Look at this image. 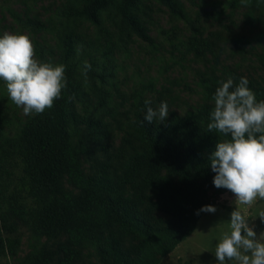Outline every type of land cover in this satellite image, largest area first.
<instances>
[{
    "label": "trees",
    "instance_id": "obj_1",
    "mask_svg": "<svg viewBox=\"0 0 264 264\" xmlns=\"http://www.w3.org/2000/svg\"><path fill=\"white\" fill-rule=\"evenodd\" d=\"M157 1L190 29L185 39L178 28L160 32L173 50L195 58L213 52L199 17L190 19L177 0ZM143 2L75 0L47 24L11 13L20 31L40 36L33 40L35 58L66 66V87L51 109L29 116L18 134L6 136L0 123V264L17 255L22 230L46 242L18 264H80L87 248L104 264H159L193 234L202 214L197 210L216 205L214 199L205 202V191L214 189L218 196L222 189L213 185L215 173L202 155L223 138L207 129L213 104L163 125L140 117V148L119 171L96 158L108 135L105 118L112 109L106 86L115 75V55L135 38L152 41L151 8ZM260 34L264 39V29ZM225 39L240 51L249 41L237 33ZM85 61L91 65L86 76ZM216 85L215 79L201 84L207 100L214 102ZM254 92L264 100V89ZM85 159L96 175L86 174ZM147 197H153L154 209L172 216L168 226L154 228L136 214ZM130 233L140 239L136 246H126Z\"/></svg>",
    "mask_w": 264,
    "mask_h": 264
},
{
    "label": "rangeland",
    "instance_id": "obj_2",
    "mask_svg": "<svg viewBox=\"0 0 264 264\" xmlns=\"http://www.w3.org/2000/svg\"><path fill=\"white\" fill-rule=\"evenodd\" d=\"M75 0H0V35L4 32L22 33L33 40L40 36H31L27 31H20L11 17L15 13L20 17L35 18L47 24L55 20L57 11L66 3ZM188 17L192 20L200 18L203 36L212 42V53L203 58H195L192 54L182 55L175 51L160 35L162 30L178 28L185 39L190 35L188 25L174 17L170 11L157 0H144L151 8L149 12V36L151 42L135 38L121 48L115 55V75L106 88L110 92L109 107L112 112L105 118L108 135L98 147L96 158L111 169L120 170L121 163L135 150H139V132L137 120L146 115L145 100H151V107L156 110L163 101L168 105V116L163 122L153 119L155 125L194 112L202 104L214 102L204 96L201 84L204 81H220L232 78L234 84L241 77L247 78L248 87L255 90L264 89V13L260 4L264 0H177ZM212 14L217 18L205 17ZM228 33L246 35L248 44L240 51L235 44L225 38ZM51 43L53 39L48 34ZM210 83V82H209ZM255 93V92H254ZM257 101L261 98L257 97ZM33 115V114H32ZM22 107H17L9 98L5 82L0 80V123L6 136L18 134L27 118ZM209 152L202 151L204 158ZM83 169L87 175H96L89 160L83 161ZM221 194L214 196V189L206 190L205 202L216 201L215 213L202 212L193 234L180 243L172 253L160 259L159 264H218L215 257V246L222 232L227 230V222L231 211L223 206L238 207L248 217L246 223L254 225L259 235L264 231V223L258 214L264 211V200L257 197L251 206L239 205L234 194L221 188ZM151 196V194H149ZM152 197L142 198V204L135 208L136 214L154 228L169 225L172 216L153 208ZM20 248L14 257L3 259L2 264H18L20 260L33 250L39 249L45 238H34L22 230ZM243 234V233H242ZM140 239L130 233L126 246H136ZM54 241L49 242L52 245ZM80 264H104L91 248L82 251ZM112 264V263H111Z\"/></svg>",
    "mask_w": 264,
    "mask_h": 264
},
{
    "label": "clouds",
    "instance_id": "obj_3",
    "mask_svg": "<svg viewBox=\"0 0 264 264\" xmlns=\"http://www.w3.org/2000/svg\"><path fill=\"white\" fill-rule=\"evenodd\" d=\"M82 47V46H81ZM84 75L91 69L84 62ZM66 66L35 58L34 46L28 35L4 32L0 35V80L5 82L9 98L22 107L25 116L42 114L61 98L66 87ZM212 96L214 107L209 114L207 129L223 137L215 143L208 161L215 173L212 183L234 194L239 205L251 206L257 197L264 200V100L257 101L241 77L218 82ZM144 121L154 118L163 122L169 110L161 102L154 110L151 100H145ZM212 205L202 206L200 212L215 213ZM264 223V211L258 216ZM238 207L230 213L227 230L221 233L215 246L218 264H264V231L259 235L254 225L246 223ZM243 233V234H242Z\"/></svg>",
    "mask_w": 264,
    "mask_h": 264
}]
</instances>
